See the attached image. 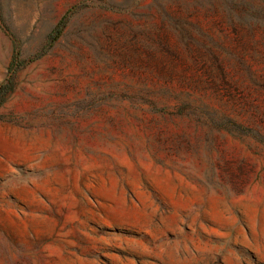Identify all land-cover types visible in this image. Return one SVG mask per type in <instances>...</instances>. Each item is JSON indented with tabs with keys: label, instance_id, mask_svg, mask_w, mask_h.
<instances>
[{
	"label": "rangeland",
	"instance_id": "obj_1",
	"mask_svg": "<svg viewBox=\"0 0 264 264\" xmlns=\"http://www.w3.org/2000/svg\"><path fill=\"white\" fill-rule=\"evenodd\" d=\"M184 9L219 15L161 33ZM163 45L184 62L167 71L234 55L259 77L152 86ZM14 50L0 264H264V0H0V83ZM145 85L180 100L152 109Z\"/></svg>",
	"mask_w": 264,
	"mask_h": 264
},
{
	"label": "trees",
	"instance_id": "obj_2",
	"mask_svg": "<svg viewBox=\"0 0 264 264\" xmlns=\"http://www.w3.org/2000/svg\"><path fill=\"white\" fill-rule=\"evenodd\" d=\"M198 15H203L205 17H217L219 13L215 9H204L201 12L198 9H184L176 11L163 10L159 12V30L161 33H165L169 30L178 34L185 33L186 30L188 32L190 28H193L191 18ZM65 23L66 14L59 20L51 32L49 36L50 43L54 42L60 36ZM159 43L162 44V41L159 40ZM217 48L225 50L223 46H218ZM161 51L170 57L153 56L151 61L154 63L158 71L145 72L148 75L152 86L165 83V87H170L171 83L176 81L181 85L192 86L193 88H214L217 90L220 85H228L232 83L231 79L234 75H246L253 83H256L257 78L259 77L254 71L251 61L249 63V60L246 58L234 55H229L228 59L221 58L215 54H212L206 59L191 57L190 65H188V67L198 69L200 71H167L168 67H174L178 63L184 64V62L176 55L170 54L167 47L164 45L161 47ZM17 60L18 53L14 50L12 62L9 65V69L7 70L4 80L0 83V107L14 90L13 75L15 71L13 69V64ZM251 60H255L259 65H262L264 69V51L261 55L256 56V58H251ZM141 95L142 103L152 109L156 106L157 102L160 101L174 100L178 102L180 100V95L172 94V90L168 89V87L166 89L150 90L145 85ZM187 97H190V94H187ZM181 105V107H188L191 105V102L189 100L183 101Z\"/></svg>",
	"mask_w": 264,
	"mask_h": 264
}]
</instances>
